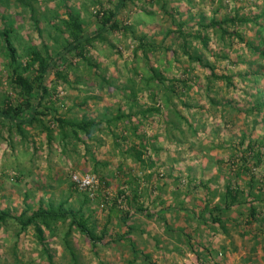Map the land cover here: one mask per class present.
<instances>
[{
	"label": "rangeland",
	"instance_id": "374dc122",
	"mask_svg": "<svg viewBox=\"0 0 264 264\" xmlns=\"http://www.w3.org/2000/svg\"><path fill=\"white\" fill-rule=\"evenodd\" d=\"M166 1L169 3V9L179 7L185 19L193 20L192 24L200 15L217 19L236 11L252 15L259 12L263 6L262 0L256 1V5L250 4L255 0H193V5L188 4L187 0ZM9 2V6H6L7 14L13 15L21 39L20 35L17 36V31L11 35L12 38L16 37L15 41L20 43L18 53L24 55L22 60L28 59L24 52L26 44L38 46L46 41L50 43L47 37L48 30L42 31L44 38H40L34 25L36 20H39L41 29L47 27L54 38L61 40V36L55 30L59 27H52L57 22L52 17L56 12L62 17L66 16V5L62 0H32L31 9L16 8L15 0H9ZM68 3V7L75 16L80 14L86 20L88 32L92 31L97 21L95 13L101 8L99 3L116 9V18L122 28L112 34H107L108 41L98 42L96 48L90 52V57L100 64V69L97 71L98 80L95 78L96 72L88 69L86 64L81 62L78 73L70 76L72 81L81 82L76 85L77 90L68 86L59 88V101L64 105L60 108L61 114H65L70 107H73L74 111L79 110L78 115L86 113L87 110H81L77 106L83 104L84 101H87L89 117L95 116L96 113H103L106 107H113L116 114L117 105L121 99L123 100L119 93H126L124 87L129 85L128 78L134 79L138 87L144 88L147 79L152 77L147 62L148 57L153 67L168 77L176 79L188 77L184 72L186 57L178 46H172L171 42L174 34L170 31H175L177 28L163 14L162 1L125 0L123 4L120 0H69ZM3 9L0 6V12ZM48 22L49 26H47ZM125 26L130 29V32H125L123 28ZM2 28L0 20V29ZM143 36L151 43L170 46L178 50L179 55L163 50L157 53L148 52V56H144L141 50L135 53L139 45L138 38ZM198 46L202 50L200 43ZM216 49L217 47L211 46L212 51ZM234 49V51L229 50L228 54L230 60L238 64L234 65L226 61H219V64L221 70L228 69L227 73L232 72L237 75L235 84L238 88H227L220 83L216 85L217 90L211 95L222 101L232 99L237 110L229 114L231 118L222 120L220 108H217L218 110L209 108L207 98H204L205 91L201 88V93L195 94L194 92L198 90L195 88L190 94V100L186 97L182 99V102L184 100L189 102L190 109L182 107L179 100H176V107L189 119V122L197 129L196 132L190 131L184 122H180L182 130L173 128L168 122L173 119V114L166 107L162 111L163 114L161 113L163 116L159 119L154 117L147 121L140 117L133 119L134 125H141L140 135L145 134L152 146L147 154L156 164L147 173L154 171L158 173L142 186L145 187L147 193L151 191L152 184L156 190L150 192L149 203L144 206L147 209L143 214H137L135 209H132L131 213H135V216L125 223L119 219L121 213L117 218L112 217L105 237L97 243L96 247L86 236L73 233L71 247L76 252L77 264H201L198 253H195L191 246H187L186 234L195 236V239L200 238L202 247L199 253L209 261H206L207 264H218V262L221 264H264V243H262L264 233L259 229L256 228L254 231L257 232L252 234L253 229L247 224L236 225L230 222L227 224L228 233L217 229L218 235L215 237L212 235V232H215L214 226L210 231L211 224L205 226L202 222H198L204 200L207 197L206 189L201 182L211 181V192L217 188V185L223 183L222 174L225 173L227 166L220 161H226L230 151L226 147L219 148L220 141L223 138L234 140L242 129H249L252 126L253 117L244 113L253 100L261 98L264 94V78L258 85H254L247 79L243 80L239 77L248 70L249 61L247 62V59L250 58H248L249 53L241 45L235 44ZM202 52L208 54L204 49ZM243 60L247 63L245 64ZM5 62L6 57L3 55L0 42V107L3 106L4 95L13 96L4 74ZM261 65L264 67V60ZM200 68L195 66L189 76L198 75L204 79L209 72ZM87 77L89 78L86 79ZM101 77L110 80L114 84V89H107V84L101 81ZM204 82L202 81L203 84ZM117 87H121V90H117ZM89 89L91 92H86ZM142 92L143 94L138 96L139 103H145L146 106L152 105L153 102L149 98L150 91L142 90ZM167 94L172 95L170 91ZM98 97L101 98L100 101ZM61 104L58 103V105ZM202 105L209 108V111L204 112ZM137 110L139 108L133 111ZM255 131L257 135L263 134V126L258 124ZM108 132L98 134L103 143H91L94 145L93 148L91 147V153L86 154L85 148L80 146L69 148L64 155L58 143L55 144L50 154L44 143V136L36 135L35 132H31L29 141H24L15 130L13 139L10 140L9 132L3 129L0 135V211L7 210L14 217L25 209L26 204L33 208L40 200L45 202L52 200L58 205L68 197L71 182L79 184L78 179L81 177L94 175L92 172L94 161L114 164L112 174L114 176L108 174L106 179L110 186L104 189L110 195H114L125 180L132 179L134 173L142 177L146 172L137 169V165L131 159L122 163L123 160L117 151L121 152L125 150V147L121 145L120 149L116 150L114 137ZM117 133L121 134L120 131ZM92 155L93 158H91ZM131 168H135L134 173L130 170ZM109 169L105 167L104 171H109ZM257 171V177L263 179L264 166ZM176 177L180 178L179 184L174 182ZM188 180L191 181V188H188ZM217 189L220 190V188ZM77 192L70 200L76 207L79 203L75 201L77 199L81 201L84 195L80 191ZM102 203L93 207L98 230L105 226L108 217L109 207L102 206ZM167 205H171L174 210L169 211L166 208ZM147 214L153 216L146 217ZM129 225L134 227L132 233L129 234L134 240V245L126 239L116 242L115 240L120 235L128 232ZM17 229L16 222L13 220L9 221L8 226L0 228V264H50L48 255L38 245L32 231L25 235L21 234L17 239L15 234ZM65 231L66 227H58L57 236L48 239L49 251L54 264H75L63 242ZM255 234L257 239L254 238ZM220 245H224L226 250H221ZM137 248L143 249L145 253L135 251ZM249 259L253 260L248 262Z\"/></svg>",
	"mask_w": 264,
	"mask_h": 264
},
{
	"label": "trees",
	"instance_id": "16d2710c",
	"mask_svg": "<svg viewBox=\"0 0 264 264\" xmlns=\"http://www.w3.org/2000/svg\"><path fill=\"white\" fill-rule=\"evenodd\" d=\"M68 1L62 0L63 4L66 5V16L62 17L56 12L52 17L54 21H57L52 27H59L55 30L61 36V40L54 38L47 27L41 29L39 20H36L34 25L40 38H44L42 31L48 30L47 37L50 39V43L46 41L38 46L26 44L24 52L28 59L24 61L22 60L24 55L18 53L20 43L15 41L16 37L12 38L11 35L17 31V36L20 35L21 39L13 15L7 14L8 9L6 6H9L10 2L9 0H0V6L4 8L0 12V20L3 25V28L0 29L1 50L4 57H6L4 74L13 94V96L4 95L3 106L0 107V135L5 129L9 132V138L12 140L16 130L22 140L29 141L31 132H35L36 135L44 136V143L50 154L55 144L58 143L61 146V153L65 155L69 148L80 146L85 148L86 154L91 153V147H94L91 143H103L98 134L109 131L108 133L114 137L113 142L116 150H119L121 145L125 147V150L117 151V154L123 160L122 163L131 159L137 165V169L146 173L142 177H138L134 173L135 168H131L134 177L125 180L116 190V193L110 195L104 189L110 186L106 177L108 174H113L114 164L105 161H94L92 172L98 179L99 184L91 191L81 189L77 182H71L68 197L58 205L52 200L46 202L40 200L33 208L26 204L25 209L14 217L7 210L0 211V228L8 226L9 221H15L18 228L15 233L17 239L21 234L25 235L27 232L32 231L38 245L48 255L50 264L54 263L52 254L49 251L48 239L57 236L58 227H66L63 242L68 248L74 263L77 264L76 252L71 247L73 233L86 236L92 245L96 247L97 243L105 237L107 226L112 217L117 218L121 213L119 219L125 223L129 218L135 216V213L143 214L146 211L147 207L144 206L149 203L150 192L156 190V187L152 184L150 186L151 191L147 193L142 184L148 183L158 173L157 171L147 173L156 164L152 157L147 154L152 146L145 134L140 135L139 128L141 125H134V118L140 117L144 121L152 119L151 117L159 119L163 116L161 113L166 107L173 114V119L168 121L173 128L182 130L180 127L182 123L180 122H184V125L187 124L190 131L196 132L197 129L176 107V100H179L182 107L190 109L189 102L185 100L182 102V99L186 97L190 100V94L195 88H198L194 92L195 94L201 93V88L205 91L204 98H207L206 102H208L209 108H216V110L220 108L222 120H226L228 117L231 118L229 114L237 110V106L232 99L222 101L211 95L217 90L216 85L220 83L227 88H238L235 84L237 75L232 72L227 73L226 70L228 69L223 68L221 70L219 64V61H226L234 65L238 64L237 62L233 63L228 54L229 50H235V44L246 49L249 53L248 58H250L247 59V62L249 61L248 70L243 76L238 73L239 77L243 80L247 79L248 82H252L254 85H258L264 78V67L261 65L264 60V0H262L263 6L260 11L255 14L250 15L236 11L219 19L200 15L193 22L194 24H192L193 20L185 19V16H182L179 7L169 9V3L166 0H157L163 2L161 3L163 14L177 28L175 31H170L174 34L171 42L172 46L177 45L186 57L187 63L184 66V72L188 77L178 79L168 77L162 71L156 70L148 57L147 62L152 77L147 79L144 88L138 87L134 79L128 78L129 85L124 87L126 93H119L123 100L119 101L116 114L113 107H106L103 113H96L95 116L89 117V109L86 107L87 101L77 105L81 110H87L86 113L78 115L79 110L77 112L74 111L73 107H70L65 114H61L60 108L64 105L59 101V88L68 86L77 90L76 85L81 84V82L72 81L70 76L78 73L81 62H84L88 69H93L96 72L95 78L98 80L97 71L100 69V64L90 57V52L96 48L98 42L108 41L107 34H112L122 28L116 18V9H111L99 3L101 8L95 13L97 21L92 31L88 32L86 30V20L82 15L75 16L72 13L71 8L68 7ZM256 1L258 0H255L254 3L250 2V4L256 5ZM193 2V0H187L188 4L193 5ZM120 3L125 4V0H120ZM14 4L16 8L25 9H31L33 5L32 0H15ZM47 26H49V22ZM123 28L125 32H130L128 27ZM138 40L139 45L135 49V53L141 50L144 56H148V52L157 53L163 50L167 53L172 52L174 55H179L178 50L170 46L151 43L144 36L138 38ZM199 43L202 50L204 49L208 54L200 50ZM211 46L217 47V49L212 51ZM111 47L116 48L114 45H111ZM243 62L247 63L245 60ZM195 66L209 72L204 79L198 75L196 77L189 76V73L194 71ZM101 81L107 84V89H114V84L110 80L101 77ZM202 81H205L204 84ZM117 90L120 91L121 87H117ZM142 90L150 91L149 98L153 102L152 105L146 106L145 103H139L138 96L143 94ZM169 91L172 95L167 94ZM86 92L90 93L91 90L89 89ZM97 99L101 100L99 97ZM58 103L61 105H58ZM201 107L204 112L209 111V108L203 105ZM135 108H139V110L133 111ZM244 114L253 117L252 126L249 129H242L235 138L236 141L235 139L227 140L223 138L218 145L219 148L226 147L230 151L227 160L220 161L227 166L225 173L222 174V185H217L220 190L215 188L211 192V181L201 182L206 189L207 197L204 200L198 222H202L205 226L211 224L210 231L213 226H216V228L213 227L215 232H212L215 237L218 235L217 229L228 233L227 224L230 222L236 225L247 224L253 229L251 230L252 234L257 232L254 231L256 228L264 233V178L257 177V170L264 166V94L261 98L253 100ZM258 124L263 126V134H256L255 130ZM118 131L121 134H118ZM169 134L172 133L169 132ZM91 158H93V155ZM105 167H109V171H104ZM218 172L220 173V170ZM179 181L180 178L176 177L174 179V182L178 184ZM188 182V188H191V181L188 180ZM77 191L84 194L81 201L79 199L75 201L79 203L78 207L73 206V203L70 202ZM100 202H103L102 206H108L109 208L105 226L98 230L93 207L100 204ZM170 206L167 205L166 208L169 211L174 210ZM132 209H135L134 214L131 213ZM148 214L145 216H153ZM128 228V232L125 235H120L115 240L116 242L126 239L134 245V240L129 236L134 227L129 225ZM186 236L187 246H191L194 252L198 253L201 264H207V259L199 253L202 247L200 238L195 239V236L190 234H186ZM220 249L225 251L226 247L220 245ZM135 251L145 253L143 249L139 248ZM252 260L249 259L248 262ZM218 264L221 263L218 262Z\"/></svg>",
	"mask_w": 264,
	"mask_h": 264
},
{
	"label": "built area",
	"instance_id": "2783aa9c",
	"mask_svg": "<svg viewBox=\"0 0 264 264\" xmlns=\"http://www.w3.org/2000/svg\"><path fill=\"white\" fill-rule=\"evenodd\" d=\"M78 182L81 189H87L88 191H91L99 184L98 179L94 175H85L81 179H78Z\"/></svg>",
	"mask_w": 264,
	"mask_h": 264
}]
</instances>
